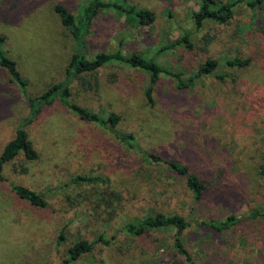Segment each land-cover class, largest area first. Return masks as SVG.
Masks as SVG:
<instances>
[{
  "label": "rangeland",
  "instance_id": "1",
  "mask_svg": "<svg viewBox=\"0 0 264 264\" xmlns=\"http://www.w3.org/2000/svg\"><path fill=\"white\" fill-rule=\"evenodd\" d=\"M86 1L0 0L3 49L27 80L28 95L64 82L72 102L119 116L108 130L54 102L25 125L37 156L18 154L3 165L0 264H60L79 240L90 249L70 264H189L172 229L141 236L126 231L127 222L156 213L186 218L181 241L195 264H264V216L225 231L202 223L264 206L258 174L264 159V2L254 11L242 0L227 22L207 20L200 28L192 13L202 0H113L153 11L154 21L141 26L128 25L114 10L97 15L85 37L87 58L99 51L140 54L178 74L185 83L180 86L173 75L152 76L117 62L68 75L73 38L55 6L79 15ZM232 58L249 63L229 65ZM207 59L217 62L214 71L190 81ZM218 73L227 75L222 80ZM28 115L25 96L0 66V152ZM128 133L134 148L120 142L118 135ZM168 160L187 165L208 186L202 201ZM78 175L102 182L76 183ZM12 185L31 189L46 205L30 204Z\"/></svg>",
  "mask_w": 264,
  "mask_h": 264
},
{
  "label": "trees",
  "instance_id": "2",
  "mask_svg": "<svg viewBox=\"0 0 264 264\" xmlns=\"http://www.w3.org/2000/svg\"><path fill=\"white\" fill-rule=\"evenodd\" d=\"M242 0H230L221 2L218 0H202L200 7L197 11L192 13V18L196 28H200L205 21H214L218 23L227 22L234 13L235 6ZM264 0H247L246 4L251 10H254L258 5L262 4ZM114 10L120 15H124L125 21L130 26L147 25L154 21L155 15L153 11L133 5H127L119 3L113 0H87L83 5L79 15L72 14L63 5H56L55 11L59 14L60 20L63 26L71 31L74 45V53L68 63L66 72L68 75L78 76L85 72H92L101 67L102 65L117 62L126 64L132 67L141 68L149 72L152 76H159L160 74L173 75L177 78L180 86L185 83L182 82L178 74L173 73L170 69L161 67L154 59L142 56L140 54H123L120 50L113 52L99 51L90 58L85 55V37L90 33L91 27L97 15L101 11ZM5 37L0 35V66H2L9 74L12 81H14L21 93L25 96L28 106L29 115L22 120L14 131V136L7 141L0 152V180H3L2 169L3 165L15 158L18 154H22L25 159L33 160L36 158V150L28 138L25 125L34 119L42 108L47 105H51L54 102L60 103L62 106L70 109L76 113L81 119L89 121L93 124L100 126L101 128L110 130L113 128L119 120V116L115 113H109L107 115L91 111L85 107H82L70 100L69 86L64 82L54 83L47 88L44 92L37 96H30L27 93V80L21 75L17 68V63L14 59L10 58L3 49V43ZM182 41H188L186 35L183 36ZM179 42L170 43L159 48L158 54L174 47ZM229 65L234 66H246L249 61L247 59L232 58L227 60ZM217 66V62L214 59H207L203 64L198 67L197 72L189 78L190 81L208 74L214 71ZM227 74L218 73L216 76L220 79H224ZM152 87L148 86L145 91L147 101L153 102ZM120 142L127 145L129 148H134L133 134L118 135ZM147 157L160 160L157 156L150 154ZM168 166L175 172L186 176V184L192 191L196 202L204 199L208 186L196 175L190 172L189 167L178 161L168 160L166 161ZM258 174L262 179L263 197H264V159L258 167ZM76 183L81 182H98L102 179L98 176H85L78 175L73 179ZM12 188L16 195L20 198L27 200L30 204L44 207L46 205L45 200L36 192L31 189L21 186L12 185ZM249 213L245 216L234 217L229 216L223 220H204L202 223L209 227L218 230L225 231L232 225L241 222L243 219L257 218L264 216V206L250 208ZM189 223L186 218L177 213L164 214L156 213L154 215H148L141 218H135L125 225L126 231L135 236H141L149 230H156L162 228H169L174 231V241L176 247L185 256L189 264H195L184 249L181 241L183 231L187 228ZM90 249V244L86 240H79L69 247L67 251V257L62 260L60 264H70L77 259L82 253L87 252Z\"/></svg>",
  "mask_w": 264,
  "mask_h": 264
}]
</instances>
